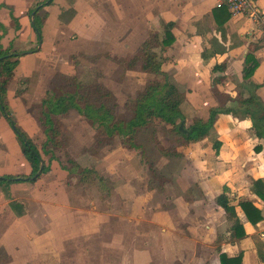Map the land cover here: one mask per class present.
Masks as SVG:
<instances>
[{"label":"crops","instance_id":"1","mask_svg":"<svg viewBox=\"0 0 264 264\" xmlns=\"http://www.w3.org/2000/svg\"><path fill=\"white\" fill-rule=\"evenodd\" d=\"M252 2L256 16L232 17L216 0H0V48L25 51L16 58L5 103L9 112L23 110L15 118L10 114L28 138L32 124L43 122L29 108L37 103L42 109L58 74H75L77 61H89L103 77L135 72L126 63L146 40L165 76L139 75L163 76L184 94L177 108L180 124L206 121L211 108L238 111L217 114L203 139L177 145L180 155L158 156L154 174L144 148H128L118 136L92 150L91 122L72 110L73 122L84 126L67 130L75 141L66 147L69 134L57 129L54 118L61 114L51 115L52 128L46 135L40 126L44 139L36 147L46 156L47 170L36 179L0 182L2 264H220L221 253L239 252L243 264H264L253 238L264 243V201L250 189L254 180H264V132L258 135L252 124L264 115V0ZM169 23L173 41L162 46ZM247 56L257 64L245 78ZM253 95L261 112L253 103H239ZM48 143L51 149L65 146L74 163L98 177L81 182L48 151ZM31 172L0 111V177ZM218 196L238 215L243 238L227 240L231 222L216 204ZM247 200L262 210L256 226L240 208Z\"/></svg>","mask_w":264,"mask_h":264},{"label":"trees","instance_id":"2","mask_svg":"<svg viewBox=\"0 0 264 264\" xmlns=\"http://www.w3.org/2000/svg\"><path fill=\"white\" fill-rule=\"evenodd\" d=\"M221 9H227L226 7ZM228 11V9H227ZM229 14V11H228ZM230 15V14H229ZM31 25L37 35L38 41L40 40V20L36 15L33 16ZM172 24L165 25V35L161 41L162 46H168L173 41V35L170 32ZM25 53V51L11 52L8 49L3 50L0 48V111L9 122L11 128L16 134V137L21 143L22 151L31 165L32 172L30 176L23 177H0V182L36 179L41 173L47 170L44 165L42 156L33 142L25 135V133L17 127L16 123L9 112L8 106L5 103V89L8 81L13 75V68L16 65V58ZM256 60L252 56H247L245 59V66L243 69V76L249 77L256 66ZM127 67L131 70L143 71L148 73H162L160 70V62L155 61L152 56V44L150 41H144L140 48L134 53V55L128 60ZM165 76V74H163ZM59 79H67L69 83L75 86V92L60 97H53L52 95H46L42 100L43 111V123L45 125V133L48 135L52 128L51 115L65 114L70 110H75L80 115L85 116L90 120L91 125L99 130L101 134L102 142H107L114 135L118 134L122 138L124 146L139 147L136 139V134L142 127L150 123L151 118L155 117L162 120L164 123L169 124L176 136L178 145H186L192 142L199 141L207 135L209 127L212 125L215 117L219 113H233L236 115L238 111L223 109V108H211L209 110V117L206 121L197 119L194 120L187 128L180 124L177 120H182L183 117L178 112V106L183 102L185 96L181 93L177 87L169 80H165L162 83L150 82L144 87L140 96L134 100H130L127 107L133 111V117L127 122L115 121L114 108L115 97L112 92L100 83L93 84H80L74 82L73 76L58 74L56 76ZM238 100V99H237ZM241 105H253L255 112L262 111V104L259 99L253 95L243 100L239 99ZM93 101V102H91ZM246 110H249L246 108ZM252 118V115H250ZM180 125H179V124ZM252 124L258 135L264 132V115L258 119L252 118ZM164 155H180V152L176 151V147L173 149L169 146L161 148ZM172 149V150H171ZM68 169L79 175L80 181L91 180L97 178V174L86 168H79L76 163L70 158ZM40 170V172H39ZM251 191L262 201H264V180L258 178L251 183ZM216 204L219 205L227 214L231 224L229 226V236L227 240L235 241L245 236V230L243 224L236 212L231 209L226 199L223 196H218ZM240 208L245 215L247 221L256 226V224L263 219L261 208L257 207L251 201L240 202ZM255 243L258 251V256L261 260H264L263 247L264 243L257 238ZM220 264H243L242 252L236 255L229 256L227 253H221L219 255Z\"/></svg>","mask_w":264,"mask_h":264},{"label":"rangeland","instance_id":"3","mask_svg":"<svg viewBox=\"0 0 264 264\" xmlns=\"http://www.w3.org/2000/svg\"><path fill=\"white\" fill-rule=\"evenodd\" d=\"M119 66L121 67V64H119ZM126 66H127V63H126ZM75 69H76V73L71 75L73 76L72 78L74 79V82H77L80 84L100 83L103 85V82H100L97 80V78H99V79H103L104 81L108 82L109 85L115 87L116 89L115 92L113 90H110V91L115 97V104H116L115 105L116 107L114 108L115 121H120V122H127L133 117V111L127 107V104L130 102V100H134L140 96V94L142 93L147 83H150V82L162 83L164 81L163 76L153 75V74H150V75L140 74L139 75L140 71L136 72V70H133L135 72H130L126 75L124 73H121L118 75L103 77L102 75H99L94 72V69L90 67L89 65V61H86V62L84 61V63L77 61ZM21 81L25 83V81L27 80H21ZM49 86H50L49 91L47 93L48 95H52L53 97H59L60 95H67L70 93L72 94L76 90L75 86L72 83H69L67 79L61 80L57 78V81L56 82L53 81V83L51 81ZM38 94H41V91L38 92ZM36 96L38 97V95ZM29 109H30V112H32L33 116H36L37 119H39L40 116H41V120L44 119L43 111L42 109H40V105L36 103L32 105V107ZM27 111L29 114V110ZM70 111H68L65 114H61L58 117L53 116L56 119L55 120L56 125L58 126L57 129L61 130L62 134L65 137L67 134H69L67 133V130H73V131L79 130V129H82L84 126L83 123L73 122V119L70 117L72 114L70 113ZM72 111L74 114H77L75 110H72ZM10 112L12 113V116L14 118L18 117V115L23 114V110H18V108H14V107L10 108ZM177 121L179 122V119ZM18 122H19V119H18ZM192 122L185 123L184 121L183 123H184V126L187 127ZM41 125H44V123L35 121V123L32 124V126L29 129V133L32 135L30 136L31 138L30 137L29 138L36 147L40 146L41 142L44 139L39 131V129L41 128L40 127ZM91 127L94 129L96 133L95 142L93 146L91 147L92 150L97 151V150L107 147L111 143V140H113V138L116 139L114 136H118L119 140H121L122 142V138L118 134L114 135L110 140H107V142L105 141L102 142L101 134L99 130L93 126ZM170 129H171V126L169 124L164 123L162 120L158 118L152 117L150 123L142 127L141 130L136 134V139H135V141L137 142L136 145H138L140 148L141 147L144 148L143 150L145 151V156L147 159H149L148 164H149L151 174H154L155 172L154 171L155 168H153V165H155V163H153V161H155V159H157L158 156L164 155L162 153L161 148H166L169 146L170 148L173 149L174 147H177L178 145L176 136L173 132L169 131ZM72 137H74V135L69 134V136L66 138V142H65L66 147H67V143H70V144L74 143L75 140ZM17 140L19 141L18 138ZM51 147H54L52 146L51 143H48L46 146L48 151L54 150L58 158H60L66 165L67 163L69 164L67 159L72 158V157L67 152V149L65 148V146H62V144H59L58 147L55 146V149H51ZM39 149L44 151L43 147ZM40 154L43 158V162L46 164L45 154H43V152H41ZM77 165L79 168L83 169L82 167H80L79 164ZM86 169L93 170L90 168H86ZM256 252L258 255V251ZM263 253H264V247H263ZM0 261H1L0 264H2V262L4 261L3 257H1ZM260 261H264V260H261V258L259 257V262Z\"/></svg>","mask_w":264,"mask_h":264},{"label":"built area","instance_id":"4","mask_svg":"<svg viewBox=\"0 0 264 264\" xmlns=\"http://www.w3.org/2000/svg\"><path fill=\"white\" fill-rule=\"evenodd\" d=\"M217 7H226L232 17L256 16L257 9L252 0H216Z\"/></svg>","mask_w":264,"mask_h":264},{"label":"water","instance_id":"5","mask_svg":"<svg viewBox=\"0 0 264 264\" xmlns=\"http://www.w3.org/2000/svg\"><path fill=\"white\" fill-rule=\"evenodd\" d=\"M39 172H40V170H39Z\"/></svg>","mask_w":264,"mask_h":264}]
</instances>
